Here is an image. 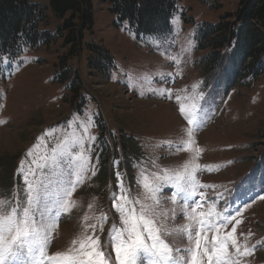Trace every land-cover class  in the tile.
<instances>
[{"label": "rangeland", "instance_id": "374dc122", "mask_svg": "<svg viewBox=\"0 0 264 264\" xmlns=\"http://www.w3.org/2000/svg\"><path fill=\"white\" fill-rule=\"evenodd\" d=\"M28 2L43 9L46 18L39 30L54 37L48 44L23 51L14 60L0 57V200L9 201L7 207L23 204L24 174L33 169L35 178L51 193L76 179L77 162L68 152L53 153L61 142L70 145L73 133L82 134L77 131L78 125L70 128L69 122L90 119L89 134L96 137L85 142L88 170L68 198L73 202L70 210L58 218L47 253L78 248L79 244L72 241L93 235L88 225L95 224L94 234L115 264L109 229L122 227L111 202L113 192L118 191L116 173L121 174L133 199H143L144 190L137 184L141 170L151 176L164 168L180 170L191 160V150L177 151L164 143L187 139L184 130L188 125L178 112L175 97L188 95L195 97L198 115L205 121L195 133L192 146L202 149L196 157V163L202 166L197 179L213 186L199 191L206 193L218 213L235 215L239 210L236 219L242 223L236 226L234 235L242 246H255L251 255L239 258V264H264V170L259 171L264 163L263 157L260 160L264 152V74L229 84L227 76L203 71V50L195 46L201 24L217 23L225 12L236 8L238 0H177L170 30L160 36L136 35L109 11L106 0H92L91 33L85 35V41L94 40L109 51L113 66L107 76L89 67L90 52L85 48L81 54L68 55L69 46L63 45L65 30H60L63 18L53 14L50 0ZM189 41L191 50L184 51ZM169 56H178L181 63L176 65ZM62 58L65 66L61 65ZM75 71L80 84L74 81ZM130 76L136 81L133 86ZM151 89H171L172 98ZM29 150L32 154L26 155ZM173 191L165 187L158 194V210L167 214L169 227H179L188 221L181 211L183 203L170 200ZM41 195L44 203L56 198ZM208 208L205 203L199 210L207 212ZM102 214L108 217L103 231L96 219ZM36 218L40 219L39 213ZM233 224L235 220L228 222L221 233L231 231ZM212 234L208 232L209 240ZM166 239L182 250L189 247L187 239ZM138 264H151V260L141 254Z\"/></svg>", "mask_w": 264, "mask_h": 264}, {"label": "snow or ice", "instance_id": "6c2138e0", "mask_svg": "<svg viewBox=\"0 0 264 264\" xmlns=\"http://www.w3.org/2000/svg\"><path fill=\"white\" fill-rule=\"evenodd\" d=\"M174 23L178 24V21ZM191 47L192 42L189 41L184 51H190ZM167 58L176 65L181 63L178 56ZM115 78L114 75L113 79ZM135 82V78L130 76V86ZM196 87L195 84L192 86L193 91ZM151 90L161 96L167 95L168 98H172L171 89ZM175 100L179 114L188 125L184 130L187 139H181L175 144L170 141L164 143L170 149L174 148L177 151L191 150L194 155L180 170L164 168L159 172L151 173V176L141 170L138 173L137 184L144 190L143 199H133L123 184L121 174L116 173L118 191L113 192L111 202L122 227L114 226L109 229V243L111 250L115 252V264H138L141 254L148 256L151 264H204V258L207 264H239V258L251 255L255 246L251 248L242 246L234 235L236 226L242 223L241 220L236 219L240 215L239 210L235 215L218 213L215 211V204L208 201L206 193L199 191L201 188L213 187L202 184L197 179L196 174L202 166L196 163V157L202 149L192 147L196 143L195 133L205 121L198 115L199 106L194 102L195 97L177 95ZM74 124L78 125L77 131L82 134L76 136L73 133L71 144L69 145L67 141L61 142L53 149V153L68 152L70 158L77 162L79 172L76 174V179H70L65 187L51 193L46 185L35 178L36 172L33 169L30 173L24 174L26 200L23 204L7 207L10 202L0 200V264H113L110 253L103 250L105 246L101 244L100 237L94 234L95 224L88 225L93 229V235L72 241L73 245L79 244L78 248H69L66 252L55 254H48L46 251L51 234L57 227L58 218L67 213L73 203L68 198L72 196L76 185L82 181L83 173L88 170L89 157L86 153L89 149L85 148V142L96 140L95 136L89 134V129L92 127L90 119L85 123L69 122V127ZM31 154V150L26 153V155ZM23 164L24 161H21V168ZM207 170L211 171L212 168L207 167ZM92 174H95L94 170ZM29 175L34 179L29 180ZM165 187L174 189L170 197L173 204L183 203L181 211L188 221L186 224L169 227L165 222L168 218L167 214L158 210L161 203L158 194ZM41 193L44 196L55 195L56 198L50 204L44 203ZM205 203L209 204L208 211H200ZM136 205H139L138 209ZM37 213L40 214V219L36 218ZM96 219L100 222V230L103 231V224L108 219L107 215L102 214ZM231 220H235L231 231L221 233V229ZM208 232L213 233L211 240L208 239ZM168 237L173 240L187 239L189 247L183 250L174 247L166 239ZM182 252L187 255H183Z\"/></svg>", "mask_w": 264, "mask_h": 264}, {"label": "trees", "instance_id": "16d2710c", "mask_svg": "<svg viewBox=\"0 0 264 264\" xmlns=\"http://www.w3.org/2000/svg\"><path fill=\"white\" fill-rule=\"evenodd\" d=\"M106 2L117 20L125 22L136 35L160 36L170 30L177 0ZM50 5L53 14L63 18L60 30H65L63 45L69 46L68 55L81 54L85 48L90 52L89 67L107 76L113 66L109 51L94 40L85 41V35L91 33L92 0H50ZM45 18L43 9L28 0H0V57L14 60L27 49L48 44L54 36L39 30ZM195 46L203 50L200 58L203 71L208 75L223 74L229 84L263 75L264 0H238L236 8L225 12L217 23L201 24ZM61 61V65L67 64L63 58ZM74 73V81L80 84L77 71ZM73 91L77 92V88L73 87ZM262 157L264 152L260 160ZM259 168V171L264 170V163Z\"/></svg>", "mask_w": 264, "mask_h": 264}, {"label": "bare ground", "instance_id": "6f19581e", "mask_svg": "<svg viewBox=\"0 0 264 264\" xmlns=\"http://www.w3.org/2000/svg\"><path fill=\"white\" fill-rule=\"evenodd\" d=\"M116 226V225H115ZM186 254V253H185Z\"/></svg>", "mask_w": 264, "mask_h": 264}]
</instances>
